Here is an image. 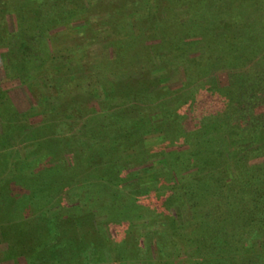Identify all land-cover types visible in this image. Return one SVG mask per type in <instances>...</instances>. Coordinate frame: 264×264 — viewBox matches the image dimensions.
Wrapping results in <instances>:
<instances>
[{"label":"rangeland","instance_id":"374dc122","mask_svg":"<svg viewBox=\"0 0 264 264\" xmlns=\"http://www.w3.org/2000/svg\"><path fill=\"white\" fill-rule=\"evenodd\" d=\"M56 5L60 7L62 17L55 23L48 18ZM5 7L9 12L0 15V134L6 137V146L0 151L3 150V158L7 159L11 169L0 165V264H160L163 260L171 261V264H191L188 255L192 260L196 256L189 250L180 249V246L191 247L181 239L185 238L181 227L185 223L188 226L191 220L182 204L177 210L180 217L174 219L173 202L178 197L175 192L180 190V178L183 176L184 179L196 168L181 165V175L174 179L177 185L172 187V180L166 184V177L160 181L164 189L155 184V177L161 173L155 174L151 169L154 163L158 166L166 158L179 159L177 152H184V155H189L190 151L200 152L191 137L197 130H201L207 139L224 135L236 144L240 143L238 138L252 136L245 126H237L238 120L233 118L226 120L229 125L224 128L215 125L216 109L212 111L209 102L197 105V100L200 103L204 98V90L198 87L206 88L208 91L205 92L210 94L214 83L219 84L231 92L228 96L233 97H251L260 91L261 99L257 104H250L248 110L243 107L236 110L245 117L246 113L264 116L263 50L258 52L255 45L246 42L242 47V42L237 40L233 46L235 51L238 48L236 56L232 52V59L226 56L214 61L218 50L213 49L218 45L210 40L217 38V30L235 36L236 33L245 34L248 41L253 33H264V0H9ZM18 7L25 22L31 24L33 21L40 28L28 26L16 35L20 17L16 14ZM220 22L231 23L223 25ZM8 33L10 35L6 37ZM180 38L189 41L196 38L200 43L178 44ZM21 41L25 43L22 50ZM170 42H176L178 48L167 49L173 46ZM149 47L161 50V61L150 58ZM32 53H38L45 62L32 63L28 67L26 64L23 69L22 65H16ZM134 57L138 60L132 61ZM126 73H130V79ZM150 97L153 103L147 101ZM160 99L166 101L168 112H173L166 120L161 114L163 108L161 111L157 108ZM130 101L136 102L137 112L145 113L147 118L126 132L123 131L127 129L122 127L110 134L115 125H107L95 139L97 142H91L97 143L92 145L95 149H88L90 143L86 141L80 142L79 147L74 146L72 151H60L64 149L61 143L69 141L71 136L76 138L75 134L82 128L89 127L87 133L100 129L102 117L98 120L101 122H92L96 113L112 107L113 110H106L107 116L116 117L115 113L118 114ZM41 117L53 123L39 129L35 122L39 123ZM102 140L106 144L103 145ZM110 142L117 147L112 155L116 153L117 159L126 158L133 164L124 169L122 176L126 178L122 185L116 186H119L117 191L116 188L114 191L107 189L106 181L102 180L105 191L114 194L110 199L116 205L110 207L108 202L101 208L97 203L91 210L95 215L92 221L85 218L76 222L78 210H65L62 207L65 202L54 199L51 203L45 199V204L28 198L30 190L38 189L41 183L39 169L44 182L50 183L45 172L58 163L64 166L63 161L75 164V156L81 154L82 157L86 153L85 161L92 166L78 170V178L88 174V170L95 173H90L94 177L103 173L113 175V158L108 157L112 150ZM213 143L211 146L216 150L218 142ZM235 145L232 146L237 147ZM256 145L259 144L242 146L249 147L248 162L259 161L251 153ZM104 162L109 163L105 165ZM76 165L72 166L76 169ZM71 169L75 173V169ZM95 182L101 185L98 180ZM56 187L44 189L53 193ZM87 192L91 197L95 195L88 188ZM13 198L22 201L15 202ZM101 201L104 198L97 199V202ZM76 204L84 208L83 201ZM39 211L45 215L43 221L51 213L60 223L71 215L70 223L74 226L68 227L67 236L75 232L78 237H83L90 231L92 239L83 242L82 249L76 254H57L53 250L39 253L42 245L29 246V251L21 254L22 243L14 244L11 237L19 228L30 229V226L17 220L30 218ZM78 212L84 214L82 209ZM182 220L186 221L181 224ZM46 226V240L43 241L49 249L56 243L53 233L57 227L55 222ZM66 226L67 223L61 224L60 229ZM176 226L179 229L173 231ZM252 231L254 240L264 241V226L259 224ZM161 236L163 241L158 238ZM155 239L163 244L159 252L153 243Z\"/></svg>","mask_w":264,"mask_h":264},{"label":"trees","instance_id":"16d2710c","mask_svg":"<svg viewBox=\"0 0 264 264\" xmlns=\"http://www.w3.org/2000/svg\"><path fill=\"white\" fill-rule=\"evenodd\" d=\"M9 0H0V15L6 14L9 12V10L5 7ZM151 1V0H150ZM23 5V3H22ZM116 5V4H115ZM60 7L56 5V7H53L51 17L48 18L52 22H59L61 19V11H59ZM15 11V10H13ZM18 11V13H17ZM19 11L20 7L16 9V14L20 15V17L17 19V30L15 31L16 35H20L23 32V28H27L30 26L31 29L37 28L39 29L40 26H37V24L29 22H25L23 19H25L24 15H22ZM64 12V11H62ZM62 14V13H61ZM55 15H58L55 16ZM23 20V21H21ZM27 21V19H26ZM221 23V22H220ZM231 22L221 23L228 25ZM233 23V22H232ZM39 25V24H38ZM222 26V25H221ZM19 30V31H18ZM244 33V31L242 30ZM260 34H252L251 40H247V36L245 34L241 35L240 33H236L235 35H230L225 32H219L216 31L217 38L212 37L210 38L211 42L216 43L218 45L217 49H213V51H216V55L214 54V61L223 57L228 56L227 58L232 59V52H234V56H236L235 42L237 40L241 41V46L244 47V43H249L251 45H255V49L258 50V52L262 51L264 52V33L261 31ZM13 34V33H12ZM10 33L6 34V37L9 36ZM18 35V36H19ZM16 37V36H15ZM23 40V39H22ZM181 39L178 41V44L186 45L189 43H200L199 39L192 40H186ZM209 40V41H210ZM219 42H216V41ZM221 40L223 41L222 44H220ZM21 48L22 50L24 48V41H21ZM173 43L171 47L167 48L169 50H172L173 48H176L178 45H176V42H170ZM5 44V43H3ZM17 44V43H15ZM220 44V45H219ZM226 44V45H225ZM222 45H225V48H222ZM236 46L239 47V45ZM147 48V47H146ZM150 48V47H149ZM172 48V49H171ZM178 48V47H177ZM234 48V49H233ZM151 50H148L150 52V58H157L159 61H161L163 54L160 53V51H156L152 48ZM218 52L220 53V56H218ZM240 52V50H239ZM138 60L137 57L132 58L131 60ZM45 62V59H41L40 56H38V53H35L30 55L29 57L23 59V61H19L17 66L22 65L23 67L27 64L31 65L32 63H37L40 65ZM211 63V62H210ZM38 65V66H39ZM133 73V72H132ZM128 77L130 76V73H126ZM137 76V75H136ZM134 78V77H133ZM132 78V79H133ZM130 79V77H129ZM133 81H137V79H133ZM218 85V86H217ZM214 88L211 89V93L208 94L205 91H208L205 89H201L198 87L199 90H204V98L202 102H198L197 105L203 104V102L210 103V109L215 111V115L213 116L215 119V125L218 126L221 125V128H224L225 126H228V122L226 120H238L237 126H245L247 131L249 130V134H252L248 137H242V139L238 138L237 140H240V143L236 144L235 142L232 143L230 139H227L224 135H218L215 139L211 140L210 138L207 139L204 134H202V131L198 132V130L195 132V134L191 135V137L194 139L195 145H198V149L196 153L190 151L189 155H184V152H177V155L179 156V159H176L175 161L172 160V157L170 159L166 158L164 161L162 160L159 162L156 166L154 163L153 169L154 173L156 174L157 171L162 174L161 177H159V173L157 177H155V184H158L159 187L162 188L160 181L165 179L166 184L168 180H172L171 186L174 187L177 185V182L174 183V179L181 175L179 167L185 166L189 168H196L195 170H192L190 174L184 177L183 176L179 179L180 185L177 192L175 194L178 195L176 198V201L173 202L175 204L173 210L174 214L173 217L179 218L180 213H177V210L179 209V204H182L184 209L187 211V217H189V221L191 222L186 226L185 223L184 227L182 226V236L185 235V238H181L183 240H186L187 244L186 246H189L191 244L190 248L185 246H180V249H186L187 251L191 252V255L194 254L196 258L192 260V257L190 254L187 258L190 259L191 264H264V241H257L254 240V233L252 230L257 229L259 224L264 226V116L263 115H256L252 116V114L249 116L248 113H246V117L239 112L240 107L248 110L249 105L251 104H257L261 99L260 91L258 93H255V95H252L251 97H241L239 96H228L231 92H227L225 89V86H219V84L214 83ZM235 95V94H233ZM164 99H160L159 102H155L157 104V108L161 111V107L163 108L161 111L163 119H168V117H171L172 113H169L167 110V106H165ZM147 101H152V97H150ZM136 102L130 101L128 106L125 105V107L120 109L115 113L116 117L111 118L110 116H107L106 110H113L114 108L106 109L103 113H96L95 116L92 118V122H101L98 121L100 117H102L101 124H99L100 129L94 131L92 130L91 133H87L89 130L87 127L86 129L80 131V133L75 134L76 138L71 136L69 141L65 143H61L62 147L64 149H61L60 151H63L65 149H70L71 151L74 150L75 147H79L80 142H86L88 141L90 143V146L88 149L92 147L91 144L92 141H96V138L100 136V133L102 130L109 124L115 125L114 131H109V133H113L116 130L120 128L127 129L123 132L128 131V129L133 128L136 123L141 122L143 119L147 118L146 114L143 115L142 112H137V106L135 105ZM163 104V105H162ZM207 106V105H206ZM239 107V110H236V108ZM242 109V110H244ZM241 110V111H242ZM250 113V112H249ZM160 114V115H161ZM41 116V115H40ZM44 117V116H43ZM236 118V119H235ZM165 119V120H166ZM39 123L37 124V128L42 129L46 127L45 125L48 123H53L51 121H44L41 119L39 120ZM150 122V121H149ZM235 122V123H237ZM40 125V126H38ZM232 125V124H231ZM133 126V127H131ZM79 132V131H78ZM108 134V137L109 135ZM124 138V137H123ZM126 139V138H125ZM106 140V139H105ZM105 140L103 141V145L106 144ZM114 140V139H113ZM129 140V139H126ZM243 140H246L247 142H243ZM79 141V142H78ZM213 141L218 142V148L213 149L211 146V143ZM87 142V143H88ZM220 142V143H219ZM78 143V145H77ZM100 140L98 144H100ZM248 144H254L257 143L259 145H256L254 150L251 151L256 158L259 159V161L255 162H248L249 156L247 155V148H245ZM60 144V143H58ZM97 144V143H96ZM95 144V145H96ZM112 145L111 153L108 157H112V163L115 167H117V170L114 167V170L112 172L113 175H106L103 173L101 176L94 177L90 175V173L95 174L94 172L88 170V174H84L82 177L78 178V170L82 169L83 167H87L91 169V163H87L85 159L87 158L86 153L81 155L75 156L76 162L74 164H68L65 161L64 166H61L62 163H58L55 168L51 169V171L45 172L48 176L47 179H50L51 182L47 183L45 186L43 185L44 179L42 178V171L41 169L38 170V178L41 181L39 182L38 189H31L29 192V195H31L28 198H32V200L43 201L45 204L47 202H51L55 199L56 202L63 201L65 204H63V208L65 210H74L82 209L84 214L80 215L78 213V218H76V222L78 220H93L95 215L92 213V207L100 204V207L103 208V206H107L108 202L110 207L116 205L114 202L112 204L113 199H110L114 194L110 191H105V185L107 186V189H112L114 191V188H116V191L118 190L116 187L117 185H122L123 180L125 178L122 176V173L124 172V169L131 167L133 164L131 161H129L126 158L120 159L116 153L112 155L114 150L117 148L114 145V142H110ZM190 144V143H189ZM236 144V145H235ZM241 144V145H240ZM246 145L245 147H242L243 145ZM232 145H235L237 147H233ZM6 146V137L2 134H0V148H4ZM55 145L54 147H56ZM60 146V145H58ZM232 146V147H231ZM111 148V147H110ZM95 149V148H93ZM55 152L56 148L54 149ZM3 151V150H2ZM0 151V165H4L8 167V170L11 169L9 167V164L7 163V159L3 158L4 153ZM54 152V153H55ZM86 152V151H85ZM46 153V152H45ZM44 153V154H45ZM53 153V154H54ZM171 155V152H166ZM2 154V155H1ZM77 154V153H76ZM41 155V153L39 154ZM45 156H48L45 154ZM104 156V155H103ZM34 159L35 161H38ZM85 161L84 163H77V161ZM78 161V162H79ZM77 163V165H76ZM109 162H104L105 165H107ZM76 165L75 167H73ZM198 168H197V167ZM17 168V167H16ZM15 168V173H16ZM75 169L74 171L71 169ZM161 168V169H157ZM232 169V170H231ZM53 170V171H52ZM223 170V171H222ZM76 172L78 173L76 175ZM216 175L214 176L213 174ZM228 176H226V175ZM16 175V174H15ZM222 175L221 177H219ZM17 176V175H16ZM51 176V177H50ZM113 176V177H112ZM170 176V177H169ZM37 178V179H38ZM52 178V179H51ZM110 179V180H109ZM116 179V180H114ZM178 179V178H177ZM228 179V180H227ZM35 180V179H33ZM95 180H98L101 185L95 182ZM102 180L106 181V184L103 186ZM104 181V182H105ZM95 183V185L93 184ZM178 183V184H179ZM42 184V185H41ZM50 185V186H49ZM57 185L55 191L53 193L49 191H45V189H50L52 186ZM48 186V187H47ZM182 186V187H180ZM103 187V188H102ZM45 188V189H44ZM87 188L94 192L95 195L93 197L87 195L89 192H87ZM125 188V187H124ZM123 188V189H124ZM154 188V183H153ZM163 187L162 189H164ZM127 190V188H125ZM53 190V189H51ZM71 194H69V193ZM102 193V195H101ZM113 194V195H112ZM98 195V196H97ZM109 195V196H108ZM112 195V196H111ZM79 197L80 199H77L76 197ZM102 196V197H101ZM25 197V196H24ZM104 198V201L97 202V199ZM109 198L110 200H105ZM165 199V196L163 197ZM47 200V202L45 201ZM13 200L21 202L22 200H19L18 198ZM52 200V201H51ZM83 201V207L85 208H79V205L76 204L77 202ZM161 201V200H160ZM164 201V200H163ZM14 202V201H13ZM88 202V204H86ZM107 202V203H106ZM106 203V205L104 204ZM172 204V203H171ZM103 205V206H102ZM116 207V206H115ZM56 208V207H55ZM107 208V207H106ZM100 209V208H99ZM73 212V213H74ZM41 211L36 213L34 216L27 218V219H21L17 220L18 223H21L24 225L29 224L30 229H23L22 227L17 230V227L15 228L17 231H15L12 234L14 244L21 242L22 246L19 248V252L21 254L26 253V250L29 251V246L34 245H42L37 251L39 253L41 252H50V250H53V252L57 254H76L77 252H80L82 249V243L89 241L88 238L91 237L92 239V232L87 231L83 235V237H78L79 235L75 232H72L68 234L67 231L69 230L68 227H73L74 223H70L71 215L68 217H64L63 219L66 220V222L60 223V221H56V219H53L54 213H51L50 215L46 216V220H44L45 215H41ZM177 216V217H176ZM186 218V217H185ZM173 219V218H171ZM178 219H176L177 222ZM186 220H182L181 224L184 223ZM52 222L56 223V233H53L55 236L56 243L51 246V248L46 249V246L44 245V241L46 240L44 236L45 228L47 227L46 224H50ZM75 222V223H76ZM45 223V226L42 227V224ZM67 223L66 227H63L61 230V224ZM69 224V225H68ZM21 225V226H23ZM32 225V227H31ZM258 225V226H257ZM261 227V226H260ZM175 228L179 229L177 226L173 228V231H177ZM34 230V231H33ZM253 233V234H252ZM34 234V235H33ZM46 234V232H45ZM91 235V236H87ZM34 236V237H33ZM253 236V240H252ZM66 237V238H65ZM162 237H158L162 240ZM36 238V239H35ZM90 239V240H91ZM155 239L154 244L156 247V251L159 252L160 244L159 240ZM60 241V242H57ZM179 241V240H178ZM181 242V241H180ZM261 242V243H260ZM43 243V244H40ZM203 248V249H202ZM35 251V249H33ZM88 250V248H87ZM191 250V251H190ZM86 251V250H84ZM43 253V254H44ZM88 253V252H87ZM58 258V257H57ZM180 258V257H179ZM182 260V258H180ZM188 260V259H187ZM192 260V261H191ZM173 261V260H172ZM179 261V259H178ZM66 264V263H64ZM160 264H171V261L163 260L160 261ZM174 264V263H173Z\"/></svg>","mask_w":264,"mask_h":264}]
</instances>
